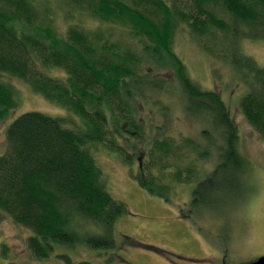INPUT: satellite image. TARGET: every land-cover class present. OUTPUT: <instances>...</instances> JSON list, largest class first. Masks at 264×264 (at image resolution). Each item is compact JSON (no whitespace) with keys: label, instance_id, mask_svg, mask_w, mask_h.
Returning <instances> with one entry per match:
<instances>
[{"label":"trees","instance_id":"trees-1","mask_svg":"<svg viewBox=\"0 0 264 264\" xmlns=\"http://www.w3.org/2000/svg\"><path fill=\"white\" fill-rule=\"evenodd\" d=\"M51 1L0 0V123L18 106L13 80L68 114L28 111L6 127L0 155V222L7 218L30 231L25 245L36 261L92 264L89 259L76 262L67 252L82 246L94 251L96 259L112 253L109 263L115 257L116 222L128 209L107 191L96 153L104 148L134 165L133 153L116 137H143L140 107L151 99L146 97L149 92L154 96L169 89L162 73L174 74L183 114L204 125V141L173 137L152 127L162 137L147 143L143 163L138 158V184L168 200L173 185L193 183L189 205L206 206L205 193L228 175L241 176L248 166L222 99L189 78L173 50L179 28L187 27L198 42L221 34L223 58L246 87L240 113L264 143V67L239 46L243 39L264 37V0H58L64 14L93 22L74 21L61 34L54 27ZM202 49L211 51L204 43ZM213 146L216 170L199 179L198 162L211 155ZM170 155L191 157L184 178L179 168L164 184L151 169L174 167L167 161Z\"/></svg>","mask_w":264,"mask_h":264},{"label":"rangeland","instance_id":"rangeland-1","mask_svg":"<svg viewBox=\"0 0 264 264\" xmlns=\"http://www.w3.org/2000/svg\"><path fill=\"white\" fill-rule=\"evenodd\" d=\"M50 5L55 12L54 27L59 34L74 21L93 24L88 17L75 20L70 14H64L58 0H52ZM73 13L75 16L76 12ZM221 37L217 32L216 38L202 37L198 42L188 28L182 26L175 34L173 50L185 66L188 77L202 89L218 93L227 107L237 128L239 152L247 162L246 170L241 176L228 175L227 181L205 193L206 206L189 205L193 183L173 185L167 193L168 200L149 193L138 184L135 174L138 158L143 163L147 143L162 137L161 132L152 127L157 126L163 132L167 130L173 137L204 141L201 137L204 125L183 114L174 74L170 71L162 73L169 89L154 96L149 92L146 97H151L153 102L146 100L140 107L143 137L128 140L116 137L128 152L133 153L134 165H126L117 154L104 148L96 153L106 178L107 191L128 209V214L121 216L115 225V257L107 263L106 259L112 253L96 259L94 251L79 246L74 252L67 251L74 261L89 259L92 264H245L264 256V143L240 113L239 100L246 87L224 60ZM203 43L210 47V53L203 51ZM239 46L243 53L264 67V37L243 39ZM51 73L62 75L57 70ZM11 83L19 94L18 106L8 121L0 123V155L5 148L6 127L22 113L38 111L53 117L68 116L65 109L33 93L26 84L17 80ZM215 142L220 143V140ZM209 150L211 155L198 162L199 179L216 170V148L213 146ZM185 157L168 156L167 161L175 166L163 169L155 165L151 169L152 176L169 184L175 170L180 168L184 172L183 179L191 156ZM29 235L28 229L3 219L0 222V264H44L34 260L27 251L25 243ZM124 236L130 239H124Z\"/></svg>","mask_w":264,"mask_h":264},{"label":"water","instance_id":"water-1","mask_svg":"<svg viewBox=\"0 0 264 264\" xmlns=\"http://www.w3.org/2000/svg\"><path fill=\"white\" fill-rule=\"evenodd\" d=\"M249 264H264V256L257 258L256 260L250 262Z\"/></svg>","mask_w":264,"mask_h":264},{"label":"flooded vegetation","instance_id":"flooded-vegetation-1","mask_svg":"<svg viewBox=\"0 0 264 264\" xmlns=\"http://www.w3.org/2000/svg\"><path fill=\"white\" fill-rule=\"evenodd\" d=\"M250 262H248V263H245V264H249Z\"/></svg>","mask_w":264,"mask_h":264}]
</instances>
